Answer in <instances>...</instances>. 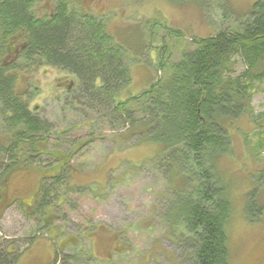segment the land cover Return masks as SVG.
Segmentation results:
<instances>
[{"label": "rangeland", "instance_id": "rangeland-1", "mask_svg": "<svg viewBox=\"0 0 264 264\" xmlns=\"http://www.w3.org/2000/svg\"><path fill=\"white\" fill-rule=\"evenodd\" d=\"M57 1L37 0L38 15L51 12ZM70 1L103 17L109 33L126 40V96L166 75L197 39L241 28L256 0ZM155 21L164 27H154ZM233 59L236 76L245 65L238 55ZM18 76L16 89L30 110L53 125L54 144L46 150L58 156L47 173L20 163L5 181L0 239L21 252L18 264H50L65 254L74 255L75 264H186L176 233L181 226L173 230L167 215L174 195L160 146L143 135H129L121 121L104 115L93 101L76 99L78 81L68 71L46 65L19 70ZM255 85L251 105L254 114L263 113L264 127V81ZM260 124L249 113L234 120L230 150L217 165L232 204L227 225L231 264H264V208L255 221L246 212L248 198L256 209L264 205ZM57 172L64 180L54 189L55 197L50 203L46 198L43 212L34 214L44 175Z\"/></svg>", "mask_w": 264, "mask_h": 264}, {"label": "trees", "instance_id": "trees-1", "mask_svg": "<svg viewBox=\"0 0 264 264\" xmlns=\"http://www.w3.org/2000/svg\"><path fill=\"white\" fill-rule=\"evenodd\" d=\"M36 6L37 0H0V207L7 176L17 165L47 173L58 158L55 150H46L54 144L53 125L31 111L16 89L19 70L54 66L76 76V99L93 101L104 115L121 121L129 135H143L141 139L160 146L174 195L167 215L173 230L181 226L176 233L184 263L231 264L227 225L232 204L217 165L230 150L234 120L246 113L255 124L263 119V113H253L251 102L255 82L264 81V0L253 3L241 28L197 39L196 47L184 51L166 75L153 77L146 88L126 96V40L122 43L109 33L105 19L70 0H58L43 15ZM153 25L164 27L158 21ZM13 40L25 44L15 63L7 66L1 58ZM236 55L245 68L234 76ZM259 127L264 131L262 124ZM258 147H263L261 141ZM47 154L51 159L42 162L39 157ZM63 180L60 172L44 175L34 214L43 212L45 199L50 203ZM263 208L256 209L248 198L250 221L258 219L256 213ZM12 244L0 239V264L19 263L21 252L11 249ZM74 258L57 255L50 264L78 263Z\"/></svg>", "mask_w": 264, "mask_h": 264}, {"label": "flooded vegetation", "instance_id": "flooded-vegetation-1", "mask_svg": "<svg viewBox=\"0 0 264 264\" xmlns=\"http://www.w3.org/2000/svg\"><path fill=\"white\" fill-rule=\"evenodd\" d=\"M14 43L9 47L4 54L1 60L5 61L7 66H10L15 63L19 58L21 51L23 50L24 44L22 41L13 40Z\"/></svg>", "mask_w": 264, "mask_h": 264}]
</instances>
